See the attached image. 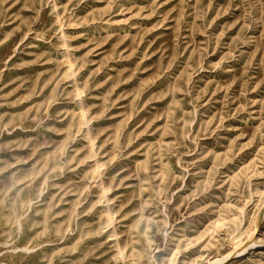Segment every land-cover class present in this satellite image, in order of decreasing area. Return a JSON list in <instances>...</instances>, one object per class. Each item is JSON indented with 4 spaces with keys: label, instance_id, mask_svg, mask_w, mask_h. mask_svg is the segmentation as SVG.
Returning a JSON list of instances; mask_svg holds the SVG:
<instances>
[{
    "label": "rangeland",
    "instance_id": "rangeland-1",
    "mask_svg": "<svg viewBox=\"0 0 264 264\" xmlns=\"http://www.w3.org/2000/svg\"><path fill=\"white\" fill-rule=\"evenodd\" d=\"M0 264H264V0H0Z\"/></svg>",
    "mask_w": 264,
    "mask_h": 264
}]
</instances>
